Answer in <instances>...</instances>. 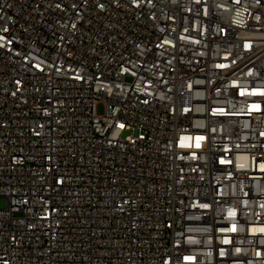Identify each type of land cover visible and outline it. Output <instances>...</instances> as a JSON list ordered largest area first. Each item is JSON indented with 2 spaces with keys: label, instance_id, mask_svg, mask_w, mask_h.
<instances>
[{
  "label": "built area",
  "instance_id": "2783aa9c",
  "mask_svg": "<svg viewBox=\"0 0 264 264\" xmlns=\"http://www.w3.org/2000/svg\"><path fill=\"white\" fill-rule=\"evenodd\" d=\"M262 229L264 0H0V264H264Z\"/></svg>",
  "mask_w": 264,
  "mask_h": 264
},
{
  "label": "rangeland",
  "instance_id": "374dc122",
  "mask_svg": "<svg viewBox=\"0 0 264 264\" xmlns=\"http://www.w3.org/2000/svg\"><path fill=\"white\" fill-rule=\"evenodd\" d=\"M104 111H105L104 105L103 104L98 105V107H97V114L99 116H102V115H104Z\"/></svg>",
  "mask_w": 264,
  "mask_h": 264
},
{
  "label": "snow or ice",
  "instance_id": "6c2138e0",
  "mask_svg": "<svg viewBox=\"0 0 264 264\" xmlns=\"http://www.w3.org/2000/svg\"><path fill=\"white\" fill-rule=\"evenodd\" d=\"M120 127H123V125H120ZM234 230V229H233ZM262 231H264V229H262Z\"/></svg>",
  "mask_w": 264,
  "mask_h": 264
}]
</instances>
